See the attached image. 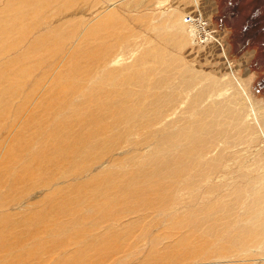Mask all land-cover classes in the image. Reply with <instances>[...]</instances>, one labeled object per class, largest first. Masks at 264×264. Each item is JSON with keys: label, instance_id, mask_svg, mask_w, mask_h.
<instances>
[{"label": "rangeland", "instance_id": "obj_1", "mask_svg": "<svg viewBox=\"0 0 264 264\" xmlns=\"http://www.w3.org/2000/svg\"><path fill=\"white\" fill-rule=\"evenodd\" d=\"M33 4L38 6L19 43L16 33L14 47L0 45L1 77L20 74L19 92L0 101V264H264V225L241 241L249 208L256 200L264 206V7L261 31L253 18L264 0H0V19H15L4 14L29 12ZM61 29L58 40L53 36L45 45L43 38ZM86 45L102 47L107 55L80 82L73 104L114 73L152 69L153 87L117 88L129 93L126 104L138 114L131 124L113 126L115 118L107 113L108 128L87 151L66 161H45L35 167L34 177L17 180L22 165L68 114L47 121L41 105ZM32 47L34 57L23 61ZM163 77L172 84L160 89ZM33 116L38 124L28 126ZM198 125L206 130L189 140ZM86 131L72 123L63 135L79 146L91 140ZM193 149L203 150V156H183ZM155 153L159 167L173 171L164 176L162 193L117 207L107 223L95 218L64 224L70 216L62 214L51 215L62 228L31 221L38 212L51 213L47 207L56 198H71L77 186L96 178L115 176L122 183L143 172V182L150 184L149 159ZM5 163L13 165L10 175L2 173ZM258 217L264 219V213ZM56 233L61 235L53 237ZM35 248L41 250L33 254ZM189 250L206 259H194Z\"/></svg>", "mask_w": 264, "mask_h": 264}, {"label": "bare ground", "instance_id": "obj_2", "mask_svg": "<svg viewBox=\"0 0 264 264\" xmlns=\"http://www.w3.org/2000/svg\"><path fill=\"white\" fill-rule=\"evenodd\" d=\"M37 6H38L37 4H33V6H31L30 9H27L29 5L26 7L24 6L23 8L29 10V12H26L22 9H17L16 11L13 10L12 12H7L4 14V15L8 14L9 16L13 15L15 19L5 20L3 16L1 17L0 19V45L1 46L5 45L7 49H11L12 47H14L11 41H13L16 33L20 34V37H18L17 39V43H19V41L22 39L24 34L27 32V29H29L28 28L29 25H27L26 22H28L27 21L29 19L28 17H30V19L32 17V15H29L30 11H32V14H34L33 10L36 11V9L34 8H36ZM63 33H64L63 29L55 30L51 36H49L50 35L49 34L45 39L43 38V40L42 39L41 40L44 41L46 45L47 42H50V41L51 43L53 42L52 41L53 36L56 37V41H57L58 40L57 36H60L59 34H63ZM15 42H16V38H15ZM43 45H44L43 43H40V46H43ZM50 48H47V49H50ZM55 48L57 49V47ZM84 48H85L84 50H79L77 53H75V55L72 57V59L69 62L67 72L64 74L61 73L63 75V78L60 76L61 79L59 80L57 78L58 81L53 83V89L51 91L50 97H47L41 105V110L48 113L47 121H52L53 119H57L58 116L65 111L66 112L68 111V114L60 120L59 124H57L58 123L57 122L56 123L57 125L53 127L52 131L46 135L45 140L39 145V153L32 155L29 159V162H27L25 165H22L21 172L18 173V175L16 176L17 180L34 177L35 175L33 173H34L35 167L37 165L39 166L41 163L45 161H52V160L66 161L67 159L69 160L70 157L72 158L74 156H80L84 151H87L89 148L92 147V144L94 141L93 139L97 140L98 135L103 133L108 128V126L104 122V116L107 113H110L115 118V122L113 126H117L121 122L126 123V124L128 123L131 124V121H133V117L137 116L138 114L132 110V108L129 106L128 103H127L128 105L126 104L127 100L125 98L129 96V93L117 91V88L131 87L132 85L136 84V85H141L142 87H144L146 91V89L149 90L151 89V87H153L151 84V81L153 80V77L155 76V74L152 69H145V72L140 73V75H129V74L120 75V74L114 73V74H110L107 78L103 77L102 79H100L98 84L95 85L94 91H91L90 93L85 95L81 102L79 103L75 102L73 104L74 95L80 89V82L87 79L88 76L92 73V70L95 69L94 67L97 64H100V62L103 61L105 59V56L107 55L106 49L103 51L102 47H97L96 49H94L86 45ZM35 50H36V47L30 48L22 56L23 61H25V58L29 60L28 58H31L34 55L33 53L35 52ZM44 52H46V50ZM22 57L20 56V58ZM37 57H38V54H37ZM146 60H147V57L143 59L144 62H146ZM16 63L17 62H15V64ZM10 64L9 66L12 67L14 63L12 65ZM21 64H24V62ZM16 68H13V69H16ZM4 69H3V72H5ZM7 69L8 68H6L5 70ZM23 69L25 70V68ZM12 71L13 70H11V72ZM1 73L2 72H0V74ZM14 73L18 74V72H14ZM7 75L3 77H1L0 75V101H1V98L2 97L4 98L6 95L11 96L12 98L13 95L17 94L20 90V87H17V85L15 84V82H19V81H16V79L19 77L20 74L18 75V77L16 76V78L14 74L12 76V73L10 76L9 75L7 76ZM22 78H23V75H22ZM170 82L171 81L163 77L159 79L157 86L160 89H164L168 85L172 84V82L171 83ZM108 86L116 88V91H113L110 93L104 92L103 88H107ZM101 95H104L105 97L104 100H100L98 98L95 99L96 96H101ZM28 101L29 100L27 99V102ZM194 102L196 104L198 103V101H194ZM9 103H10V100H9ZM1 108L2 110L5 109L4 106H2ZM49 111H52V112L49 113ZM209 114L210 112L203 113V114H200L199 117L200 118L208 117ZM72 123H80L83 126H85L87 130L86 134L91 140H87L84 144L78 146L76 144H73L74 143L73 141L69 140L68 138H65L63 133L65 134V132L69 130V127L71 126ZM36 124H38L37 117L36 116L31 117L28 123V126H35ZM204 129L206 130V125H202V126L198 125V128H196L195 130H192L193 135L189 136V140H193L194 133L196 131L198 130L202 131ZM20 140L21 142L24 140V137L22 135L19 136V141ZM30 140L33 141L34 138L33 139L30 138ZM180 142L181 140H179L177 147L179 146ZM167 144H169V141H163L162 143V145H167ZM170 144H171V147H174L172 146L173 145L172 140ZM162 145L160 144L157 146V150L159 153L163 151ZM14 152L15 151L11 150L10 154H13ZM48 152H50L49 153L50 155L47 156L46 153ZM189 152L191 153L190 155L194 154L195 152H198V154L196 155H200L201 157L203 156V150L196 151V149L188 151L187 154L183 153V156L188 155ZM160 163L161 161L157 153L153 154L151 159H149L150 166L154 167L151 169V171L147 173L149 176L152 177V181L150 184H145L143 182L142 180L144 176L143 172L133 173L132 175H129V177L126 179H124L123 177L125 181L122 183H119V177H115V176H105V177L96 178V182L91 185L77 186L74 191V193H76L75 196L68 198L67 195L65 196L63 194L64 195L63 197L56 198L47 207L50 211H52L51 213L38 212L32 216L31 221L38 223L39 225H43V226L53 225L55 227L58 226L62 228V225L58 223L57 221H55L53 219V216H51L52 214H57V215L62 214V215L70 216V221L64 224L78 225L80 223L94 220L95 218L101 219L100 224L107 223L108 221L112 219V215L114 214L113 212L115 211L117 207L119 206L122 207L124 205L129 206L133 202H138L143 197H149L154 194L162 193V190L165 191V189L162 188V181L164 179V176L171 177V174L173 171L171 173H169L168 170L164 171L162 167H159ZM180 167L182 171H184L183 166H180ZM12 169H13L12 163H5V165L2 168V173L10 175L12 172ZM192 182L193 181L191 180L190 184ZM166 191L168 192L167 189ZM3 204L4 203L0 202V207L3 206ZM249 210H250L249 213L251 214V217L249 218V220H245L242 222V224H245V225L243 226V236H242L243 238L241 239V241H244V240L248 241L251 237L255 236L254 233L256 231L260 230L259 225H264V219L258 217L260 214L264 213V206L258 205L257 200H256V202L254 203V206L249 208ZM254 230L255 232H253ZM60 235H61L60 233L59 234L56 233V234H53L52 236L57 237ZM239 240H240V236L237 235L236 241L239 242ZM56 242L57 240L52 242V244ZM184 243H186V241L181 240L180 247H183ZM60 246H61V243H60ZM237 246L239 247L242 245H237ZM40 248H38V251L35 248L36 251H34L33 254L39 252L41 250ZM187 252L194 259H203V258L206 259L204 256L193 254L190 250Z\"/></svg>", "mask_w": 264, "mask_h": 264}, {"label": "flooded vegetation", "instance_id": "obj_3", "mask_svg": "<svg viewBox=\"0 0 264 264\" xmlns=\"http://www.w3.org/2000/svg\"><path fill=\"white\" fill-rule=\"evenodd\" d=\"M263 7L264 6H258V9L257 10H255V13H254V16H253V18H254V25H255V27H257V26H259L260 27V20L262 19V10L261 9H263ZM254 25L252 26V29L254 28ZM245 31L246 30H248V27L247 28H245L244 29ZM262 30V28L260 27L259 28V31H261ZM259 33H261V32H259Z\"/></svg>", "mask_w": 264, "mask_h": 264}, {"label": "built area", "instance_id": "obj_4", "mask_svg": "<svg viewBox=\"0 0 264 264\" xmlns=\"http://www.w3.org/2000/svg\"><path fill=\"white\" fill-rule=\"evenodd\" d=\"M192 18L191 17H189L188 19H187V22H192Z\"/></svg>", "mask_w": 264, "mask_h": 264}]
</instances>
